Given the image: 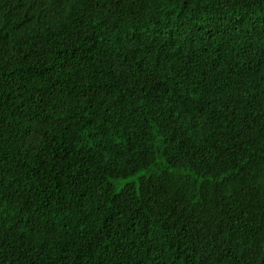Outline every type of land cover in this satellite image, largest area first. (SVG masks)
<instances>
[{"label":"trees","instance_id":"trees-1","mask_svg":"<svg viewBox=\"0 0 264 264\" xmlns=\"http://www.w3.org/2000/svg\"><path fill=\"white\" fill-rule=\"evenodd\" d=\"M0 264H264V0H0Z\"/></svg>","mask_w":264,"mask_h":264},{"label":"rangeland","instance_id":"rangeland-1","mask_svg":"<svg viewBox=\"0 0 264 264\" xmlns=\"http://www.w3.org/2000/svg\"><path fill=\"white\" fill-rule=\"evenodd\" d=\"M122 186V185H121Z\"/></svg>","mask_w":264,"mask_h":264}]
</instances>
